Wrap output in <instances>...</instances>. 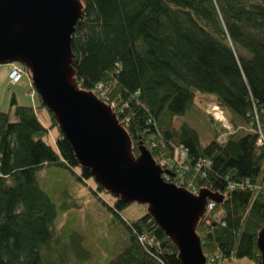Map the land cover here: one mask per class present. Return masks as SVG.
Here are the masks:
<instances>
[{
  "label": "trees",
  "instance_id": "16d2710c",
  "mask_svg": "<svg viewBox=\"0 0 264 264\" xmlns=\"http://www.w3.org/2000/svg\"><path fill=\"white\" fill-rule=\"evenodd\" d=\"M80 1L83 13L70 40L78 85L111 105L134 153L141 142L171 174L221 195L196 226L207 264L241 257L259 264L255 238L264 226V192L228 183L264 181V144L255 131L264 127V1ZM9 101L15 120L0 108V264H61L63 249L59 259L42 260L56 216L54 192L69 198L61 226L74 216L69 203L80 206L65 185L47 188L38 172L57 166L96 195L105 190L87 182L88 169L58 130L49 142L51 113L45 125L35 103H17L12 93ZM210 101L230 130L207 111ZM198 103L207 138L185 120L173 124ZM198 159L209 163L196 170ZM110 199L102 203L123 222L127 242L104 264H180L175 245L146 211L122 219L127 202ZM139 233L152 240H138Z\"/></svg>",
  "mask_w": 264,
  "mask_h": 264
},
{
  "label": "water",
  "instance_id": "95a60500",
  "mask_svg": "<svg viewBox=\"0 0 264 264\" xmlns=\"http://www.w3.org/2000/svg\"><path fill=\"white\" fill-rule=\"evenodd\" d=\"M82 13L80 0H0V63L25 66L40 103L94 183L121 201L144 204L175 245L180 264H207L196 226L206 200L221 195L205 187L192 193L163 179L171 172L141 142L134 153L112 107L78 85L70 40ZM255 243L264 264V226Z\"/></svg>",
  "mask_w": 264,
  "mask_h": 264
},
{
  "label": "rangeland",
  "instance_id": "374dc122",
  "mask_svg": "<svg viewBox=\"0 0 264 264\" xmlns=\"http://www.w3.org/2000/svg\"><path fill=\"white\" fill-rule=\"evenodd\" d=\"M248 1H264V0H248ZM13 64L11 62L0 63V108L8 111L9 98L12 92L21 99L23 97L30 99L29 94V76L23 73L21 79L14 83L8 82V73L6 65ZM33 102L36 104L35 110L38 117L45 125H49V117L44 106L38 105L39 100L35 93L32 96ZM30 102V101H29ZM31 104V103H29ZM200 103L187 115H177L173 119V124L176 126L181 120L187 121L194 126L203 138H207L209 133L206 124L202 119V113L198 111ZM9 119L15 120L16 116L13 114V108L9 110ZM57 131L56 125H49L48 140L53 143L50 133L55 134ZM45 171L38 172V177L41 182H44L47 188L61 187L65 185L70 191L71 195L80 206L78 209L74 208V203H69L74 216L70 218L68 224L61 226L66 220V208L63 207V200H68L62 193L55 191L59 195V199H53L55 203L56 216L53 220L52 238L48 244V248H43L42 260L59 259V249H63L65 254L64 260L61 264H104L109 258L117 253L127 242L126 231L123 222L117 217L102 201L109 202L110 193L107 191H100L93 193L89 186L79 183L75 178L61 174V168L57 166H47ZM88 183L93 184V179H88ZM45 188V187H44ZM67 205V204H66ZM145 211V207L135 201L127 202L119 212L122 219L132 220ZM61 223V224H60ZM60 227V228H59ZM70 258V260L68 259ZM86 259L87 263H82ZM57 261V260H55ZM223 260H218L217 264H223ZM225 264H254L252 260L246 257L232 258L225 261Z\"/></svg>",
  "mask_w": 264,
  "mask_h": 264
},
{
  "label": "built area",
  "instance_id": "2783aa9c",
  "mask_svg": "<svg viewBox=\"0 0 264 264\" xmlns=\"http://www.w3.org/2000/svg\"><path fill=\"white\" fill-rule=\"evenodd\" d=\"M26 73L25 71V67L23 66V64L14 61V63L11 65V69L8 73V81L10 83H13L15 81H17L20 76ZM30 94H32V90L30 89ZM207 111L213 116L215 117L217 120L220 121V123L226 128V129H231L230 124L228 123V121L226 120L222 110L220 109V107L218 106V104L214 101H210L207 105ZM256 131V142L259 144H264V127L261 126H257V128L255 129ZM160 165L163 163L162 161H159ZM209 161L208 160H201L198 159L194 162V169L198 170L201 169L202 167H206L208 165ZM181 168V167H180ZM183 169H186L187 166L184 165L182 167ZM162 176L164 177L165 180L167 181H172L174 182L176 185H180V186H184L185 188H187L190 192L195 193L197 192V187L194 185V183L190 180V179H186L184 176H182L180 173H177L174 175L173 174H168V173H162ZM228 186L231 187H238V188H244V187H248L249 189H252L254 191H260V192H264V181L260 182V183H250L248 180H240V181H232L228 183ZM213 205V200L208 199L206 201L205 204V211L209 208H211ZM204 211V213H205ZM203 213V214H204ZM138 240L140 241H144V240H148L151 241V238H148L144 233H139L138 234Z\"/></svg>",
  "mask_w": 264,
  "mask_h": 264
},
{
  "label": "crops",
  "instance_id": "0c3cea01",
  "mask_svg": "<svg viewBox=\"0 0 264 264\" xmlns=\"http://www.w3.org/2000/svg\"><path fill=\"white\" fill-rule=\"evenodd\" d=\"M6 69H7V71L9 70V68L11 67V64H8L7 63V65H6ZM22 77V76H21ZM21 77H20V79H21ZM19 79V80H20ZM19 80H17V81H19ZM16 81V82H17ZM9 82V81H8ZM10 83V82H9ZM29 86H30V81H29ZM31 87V86H30ZM29 87V88H30ZM28 88V89H29ZM12 94H13V97H14V99H15V101L17 102V103H20V104H29V103H31V104H34V102H33V99H32V96L33 95H29L30 96V99L28 98V100H26V97H23V102H20V100L19 99H21V96H20V98H17V96L14 94V92H12ZM30 94V93H29ZM22 100V99H21ZM30 101V102H29ZM12 107H11V104H10V101H9V108H8V110H10Z\"/></svg>",
  "mask_w": 264,
  "mask_h": 264
}]
</instances>
